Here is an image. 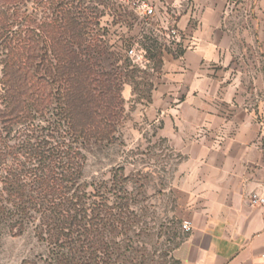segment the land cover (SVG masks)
Wrapping results in <instances>:
<instances>
[{
	"label": "crops",
	"instance_id": "1",
	"mask_svg": "<svg viewBox=\"0 0 264 264\" xmlns=\"http://www.w3.org/2000/svg\"><path fill=\"white\" fill-rule=\"evenodd\" d=\"M127 1L119 23L100 26L114 49L159 53L140 65L149 96L134 101L130 84L123 96L176 156L172 189L191 226L176 259L264 264V206L251 201L264 197V0H142L151 16Z\"/></svg>",
	"mask_w": 264,
	"mask_h": 264
},
{
	"label": "trees",
	"instance_id": "2",
	"mask_svg": "<svg viewBox=\"0 0 264 264\" xmlns=\"http://www.w3.org/2000/svg\"><path fill=\"white\" fill-rule=\"evenodd\" d=\"M37 1L0 0V236L22 234L35 218L36 235L57 244L74 227L82 231V197L74 186L87 148L116 141L125 111L123 66L136 63L129 56L119 68L104 67L100 59L112 46L107 32L91 35L98 20L79 4L47 0L50 12L37 23L34 5L23 10ZM153 45L140 52L157 66ZM69 263L65 255L58 259Z\"/></svg>",
	"mask_w": 264,
	"mask_h": 264
},
{
	"label": "rangeland",
	"instance_id": "3",
	"mask_svg": "<svg viewBox=\"0 0 264 264\" xmlns=\"http://www.w3.org/2000/svg\"><path fill=\"white\" fill-rule=\"evenodd\" d=\"M68 1L79 4L92 22L98 20L100 24L103 17L108 18V23H119L122 14L129 13L127 0ZM131 2L136 7L143 1ZM46 3L47 0L27 2L23 10L34 5L33 18L40 23L50 12L51 3ZM89 31L92 36L107 32L95 24ZM109 46L110 53L100 59L104 67L119 68L129 63L127 44L115 49ZM3 57L0 43V78ZM133 64L123 66V77L136 92L133 100L138 101L149 96L151 72L141 64ZM1 90L0 84V93ZM133 100L125 99L116 141L87 148L82 177L73 190L82 197L85 217L80 234L74 227L68 241L50 243L36 235L38 221L32 218L22 234L3 231L0 264H58L64 255L70 259L69 264H181L175 257V249L185 235L172 189L176 156L166 152L164 140L155 137L145 125L141 106ZM37 124L31 123L34 128Z\"/></svg>",
	"mask_w": 264,
	"mask_h": 264
},
{
	"label": "built area",
	"instance_id": "4",
	"mask_svg": "<svg viewBox=\"0 0 264 264\" xmlns=\"http://www.w3.org/2000/svg\"><path fill=\"white\" fill-rule=\"evenodd\" d=\"M139 6L141 8H143V10L145 11V13L149 16L153 15L155 13L154 11V8L151 7L149 4H147L146 2H141L139 3ZM178 30L176 28H173L171 29V36L174 38L178 35ZM128 55L133 59V61L135 63H138V64H141L144 62L145 60V56L142 52L138 51L137 49L135 48H130L128 50ZM251 201L253 204L255 205H261V206H264V197L263 196H260L258 194H253L252 197H251ZM183 227L186 231L190 230L191 229V226H190V222H185L183 224Z\"/></svg>",
	"mask_w": 264,
	"mask_h": 264
}]
</instances>
